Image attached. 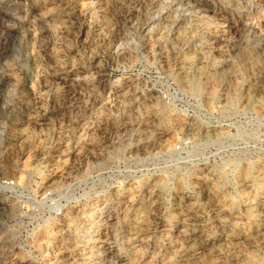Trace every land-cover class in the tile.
Listing matches in <instances>:
<instances>
[{
	"label": "rangeland",
	"instance_id": "rangeland-1",
	"mask_svg": "<svg viewBox=\"0 0 264 264\" xmlns=\"http://www.w3.org/2000/svg\"><path fill=\"white\" fill-rule=\"evenodd\" d=\"M263 105L264 0H0V264H264Z\"/></svg>",
	"mask_w": 264,
	"mask_h": 264
},
{
	"label": "built area",
	"instance_id": "built-area-1",
	"mask_svg": "<svg viewBox=\"0 0 264 264\" xmlns=\"http://www.w3.org/2000/svg\"><path fill=\"white\" fill-rule=\"evenodd\" d=\"M253 118H255L253 115H251V119L253 120ZM16 187V183L15 180L12 178H2L0 179V189L6 190V191H11ZM56 214H60L61 213V209L57 208V210L55 211Z\"/></svg>",
	"mask_w": 264,
	"mask_h": 264
},
{
	"label": "bare ground",
	"instance_id": "bare-ground-1",
	"mask_svg": "<svg viewBox=\"0 0 264 264\" xmlns=\"http://www.w3.org/2000/svg\"><path fill=\"white\" fill-rule=\"evenodd\" d=\"M264 106V105H263Z\"/></svg>",
	"mask_w": 264,
	"mask_h": 264
}]
</instances>
